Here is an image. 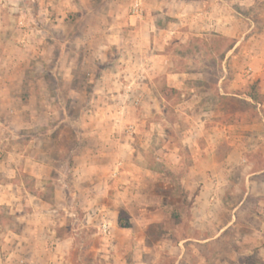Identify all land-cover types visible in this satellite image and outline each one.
Returning <instances> with one entry per match:
<instances>
[{
	"label": "rangeland",
	"instance_id": "374dc122",
	"mask_svg": "<svg viewBox=\"0 0 264 264\" xmlns=\"http://www.w3.org/2000/svg\"><path fill=\"white\" fill-rule=\"evenodd\" d=\"M131 2L0 0V183L17 155L30 188L33 161L65 173L68 264H264V106L243 96L264 80V0ZM186 4L223 20L186 24ZM10 207L0 264H45Z\"/></svg>",
	"mask_w": 264,
	"mask_h": 264
},
{
	"label": "crops",
	"instance_id": "0c3cea01",
	"mask_svg": "<svg viewBox=\"0 0 264 264\" xmlns=\"http://www.w3.org/2000/svg\"><path fill=\"white\" fill-rule=\"evenodd\" d=\"M133 1V0H132ZM142 2V0H141ZM195 2H201L203 4V7L209 6V4L213 3V0H195ZM132 3V2H131ZM143 8V3H142ZM209 8V7H208ZM208 8H200L198 9L197 6L193 4H186L184 6L185 11H179L174 13L175 16H181L185 15L186 18H182L185 23L194 24L197 23L196 19H199L203 21L204 25H206L207 28H212L218 20H223L222 15L218 16H211L215 15L210 12V9ZM191 10V11H189ZM131 18V16L129 15ZM212 17L217 18L216 21L213 22ZM181 19V21H182ZM196 28V26L194 27ZM171 33H174V31H171ZM185 33H191V30ZM239 41L236 42L237 43ZM233 48V47H232ZM252 49L249 52V62L253 58H256V53L253 52ZM253 52V53H252ZM225 62V59L223 60ZM226 69H224L225 71ZM251 70V69H250ZM249 73V72H248ZM175 75H178V85L174 84V81L172 80V85L175 86V88L181 90L182 86H184L185 77L182 74V72H175ZM254 78L252 77V80H259L260 87H262V93L264 94V80L260 75H255ZM182 79V80H181ZM220 80L223 79V76L219 78ZM222 92L223 89L220 88ZM184 95V94H182ZM161 98L163 96L159 95ZM144 98H148V95L145 94L143 96ZM264 106V101L262 104H258ZM188 112V111H187ZM50 134H45L44 139H50ZM21 156L17 155L15 158L10 159L11 163H8L11 170L8 173L7 177L8 180L5 183H0V206H11L10 212L15 216V219L18 222H22L24 224V230L21 232H14L15 236L17 238H20L24 240L25 242H28L27 245L22 247L20 250L23 252H28L30 250H34L36 254L41 257V255H44L45 264H68L67 260V254L68 249L70 247L71 242L74 240V235L76 233L67 232L64 233V229H60V227L63 226V220L61 218H65L60 212V210H63L64 212L68 213V208L66 201H64L65 198H68L67 195L72 194L71 188L69 187V183L66 181V175L65 173L59 171L57 174L53 175L50 171V163L49 158L46 157V160H42V163H39L38 160L33 161L34 167L30 171V175L34 178L35 184L41 183V187L35 186L34 188L28 187V185L25 183V180L22 177V174L20 173L19 165L21 164ZM48 163V164H47ZM36 167V168H35ZM40 168H43L41 171ZM72 169V168H71ZM70 169V172H72ZM254 172H252L251 175H253ZM258 173V172H257ZM255 174V173H254ZM70 180L74 178V182L77 179V169L73 168V173H70ZM72 177V178H71ZM52 179L53 181V192L56 194L54 203L51 204L50 202L46 201L44 198V189L45 185H43V182L45 183V180ZM64 195V198L63 196ZM49 206V207H47ZM48 209V210H47ZM44 211H47L44 213ZM49 211L57 213L58 217L57 219H47L46 213H49ZM73 213V212H72ZM55 216V215H54ZM48 223L51 225L49 226ZM46 226V230L50 232V234H47L44 232L39 236L41 237L40 240H34V235L36 236L37 232L39 231V227L43 228ZM50 227V228H49ZM77 227V226H76ZM70 229L75 231V226L72 224ZM60 230L63 231V233H58ZM43 237V238H42ZM20 244V242H17V245ZM23 248H25L23 250ZM27 248H30L29 250ZM33 256V255H32ZM23 259L20 258V262L23 263Z\"/></svg>",
	"mask_w": 264,
	"mask_h": 264
},
{
	"label": "trees",
	"instance_id": "16d2710c",
	"mask_svg": "<svg viewBox=\"0 0 264 264\" xmlns=\"http://www.w3.org/2000/svg\"><path fill=\"white\" fill-rule=\"evenodd\" d=\"M244 97L250 98L253 103L262 104L264 101V94L261 91V87L258 80L252 82L247 90L243 93ZM117 224L121 228H127L130 226V222L126 216H124V211L119 210L117 215Z\"/></svg>",
	"mask_w": 264,
	"mask_h": 264
},
{
	"label": "built area",
	"instance_id": "2783aa9c",
	"mask_svg": "<svg viewBox=\"0 0 264 264\" xmlns=\"http://www.w3.org/2000/svg\"><path fill=\"white\" fill-rule=\"evenodd\" d=\"M129 11H130V14L132 17H140L142 15V12H143L141 0H133L131 5H130ZM103 228L105 230V228H106L105 224H103Z\"/></svg>",
	"mask_w": 264,
	"mask_h": 264
}]
</instances>
